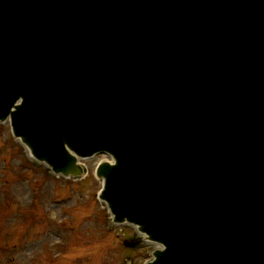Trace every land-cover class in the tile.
Returning <instances> with one entry per match:
<instances>
[{
    "label": "water",
    "instance_id": "1",
    "mask_svg": "<svg viewBox=\"0 0 264 264\" xmlns=\"http://www.w3.org/2000/svg\"><path fill=\"white\" fill-rule=\"evenodd\" d=\"M118 1L0 0V119L55 170L81 172L66 141L113 153L101 195L164 243L147 264H264V0Z\"/></svg>",
    "mask_w": 264,
    "mask_h": 264
},
{
    "label": "rangeland",
    "instance_id": "2",
    "mask_svg": "<svg viewBox=\"0 0 264 264\" xmlns=\"http://www.w3.org/2000/svg\"><path fill=\"white\" fill-rule=\"evenodd\" d=\"M103 157V154H95L82 159L88 169L83 180L69 178L70 181H64L53 175L42 176L44 167L29 161L12 140L10 122L0 124V225L10 218L21 229L19 234H15L13 229L8 237L0 233V264H126L128 259L143 264L149 257L147 252L155 245L143 243V246L138 244L135 249L128 247L125 239L135 235L134 228L126 224L110 226L109 212L96 198L102 180L95 177V169ZM25 162H28L30 169L23 167ZM22 173L29 178L31 189L35 187V198L28 199L31 196L29 190L23 191L17 187L23 178ZM63 192L73 196V199L59 205L52 204L50 197L62 195ZM46 196L49 197L44 198ZM34 199H39V203ZM9 208L22 209L21 215L17 213L20 218H11ZM64 208L74 211V219L69 226L75 227H67L70 237H67L66 243L57 242L60 236L57 238L56 233L51 232L44 241L41 240L49 226L57 224ZM37 210L40 221L33 227L24 228L23 222L34 217ZM35 216L37 219L38 216ZM50 217L52 220L48 222ZM54 217L57 218L54 220ZM59 249L68 252L67 256L53 258Z\"/></svg>",
    "mask_w": 264,
    "mask_h": 264
}]
</instances>
